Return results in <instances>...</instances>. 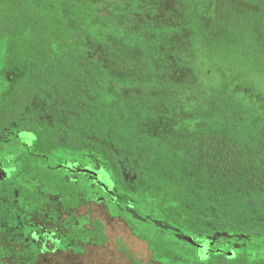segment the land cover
Here are the masks:
<instances>
[{
  "label": "trees",
  "instance_id": "trees-1",
  "mask_svg": "<svg viewBox=\"0 0 264 264\" xmlns=\"http://www.w3.org/2000/svg\"><path fill=\"white\" fill-rule=\"evenodd\" d=\"M210 1L0 0V128L29 129L33 151L101 159L118 192L144 196L140 209L152 210L153 217L172 211L195 217L214 207L221 223L255 221L264 206V50L243 41L247 32L226 35L220 22L224 48L230 47L214 52L210 47L222 46H213L214 27L206 32L215 5ZM234 1L246 5L248 19L264 25V0ZM105 4L109 11L103 14L99 6ZM263 25L255 31L258 41ZM191 38L192 44L184 43ZM106 43L135 54L105 59L91 52ZM238 47L247 50L241 55ZM203 54L210 85L185 83L198 104L190 101L167 114L163 95L143 89L145 81L168 71L179 80L193 78L191 69L177 73L168 65L201 68ZM244 70L249 75L242 77ZM34 102L63 120L40 125ZM167 116L193 126L187 133L155 132L153 124Z\"/></svg>",
  "mask_w": 264,
  "mask_h": 264
},
{
  "label": "flooded vegetation",
  "instance_id": "flooded-vegetation-1",
  "mask_svg": "<svg viewBox=\"0 0 264 264\" xmlns=\"http://www.w3.org/2000/svg\"><path fill=\"white\" fill-rule=\"evenodd\" d=\"M53 122L38 120L40 125ZM34 141V133L24 127L0 128V264H54L57 257H73L71 249L55 247L49 226L42 230L35 224L34 215L46 214L41 205H71L75 218L85 220L82 247L87 252L79 263L97 248L104 258H110L113 249L116 254L128 253L130 264H264V220L209 225L202 219L204 210L195 217L173 211L153 217L152 210L140 209L144 196L118 192L101 159L57 158L33 151ZM92 204L100 208L98 214L92 213ZM82 206L87 207L86 214L77 212ZM171 215L179 217L171 219ZM110 219L122 221L129 236L118 235L106 248Z\"/></svg>",
  "mask_w": 264,
  "mask_h": 264
},
{
  "label": "rangeland",
  "instance_id": "rangeland-1",
  "mask_svg": "<svg viewBox=\"0 0 264 264\" xmlns=\"http://www.w3.org/2000/svg\"><path fill=\"white\" fill-rule=\"evenodd\" d=\"M212 2L215 3V5H212V10L211 13H209L208 17V30L206 31L209 34V31H212L211 28H213V32L211 34H214L212 39H214V45L213 46H222L218 48L210 47L214 52H221L222 49L225 51L229 49L230 45L226 47V43L223 42L225 41L224 39H221L220 37V26L218 23L222 22L224 24V30L226 35L231 33L232 30L234 31V34L239 38L241 35L240 33L247 32L248 33V41L243 40L246 44H249L248 42L252 43V50L256 52H260L261 49L264 50V39L261 41H258L259 39L256 37L255 31L259 28L262 27L263 24H260L262 20H259V18H253V19H248L247 18V7L244 3H236L234 0H211ZM210 1V2H211ZM234 8V11H233ZM109 7L107 4L103 6H99V10L101 13L106 14L108 13ZM233 11V12H231ZM213 19L216 20V25L215 22H213ZM260 24V25H259ZM216 26V27H215ZM264 26V25H263ZM258 29V30H259ZM186 31H182V36L186 38ZM219 36V39H216V37ZM206 37V35H205ZM251 40V41H250ZM193 38L185 39V44L187 43L188 46L192 44ZM199 45L195 47V50L199 51L201 50V47L204 45V42L202 40H199L197 42ZM118 50H117V49ZM247 50V47H238L237 51H239V54H244L245 51ZM206 51V50H205ZM97 57H104L105 59L109 58L112 56V54L118 53V56H123V57H129L130 55H134L135 53L132 52L131 50L127 48H122L118 47L117 45H114V43H106L104 46L98 45L95 47L92 51ZM198 52V53H199ZM253 61L254 63L259 62L257 56L253 54ZM256 61V62H255ZM224 64V63H223ZM257 64V63H256ZM254 64V65H256ZM170 70H177L179 67H184V68H189L195 74V79L191 77H186L179 80L176 79L177 77L175 74L171 73L169 74L168 72L162 74L161 76L157 77L154 76L152 81H145V86H143V89L152 92V93H157L161 94L164 97L163 101V108L166 110L167 114H175L177 111H174L172 109L178 108L179 105H185L186 103L190 101H194L198 104L197 99L195 97L194 91L192 92H186L191 91L190 89H186L184 84L192 85L195 83L193 86H198V88H204L205 86L210 85L209 82L206 81V78L208 76V71L210 72V65L208 60L205 57V54L201 55L199 61H198V66L200 67H195L191 63L185 62L184 64L178 66L176 63L172 65H168ZM259 65L258 67H260ZM165 67V66H164ZM163 67V69H164ZM227 67V66H226ZM168 68H166L167 70ZM220 70H224L223 68ZM184 74L185 70H181L180 68L178 69V72H181ZM207 71V72H206ZM245 74V76L249 75L248 70H244L241 73ZM251 71H250V76H251ZM217 75H220L219 73H216ZM244 77V76H242ZM240 77H236L235 81L239 82L238 85H241L239 81ZM191 88V87H190ZM32 110L36 113V116L39 121L41 122H53L54 120L61 119L63 120V116H59L58 112H56L52 107L45 105L44 103L40 102H34L32 106ZM168 117L172 118L174 122L171 120L167 119ZM178 117L174 116H167L164 119L161 120V122H155L153 124V129L155 132L158 131H169V132H183L187 133L190 131L191 127L193 124L190 121H183L179 122L177 120ZM159 120V119H158ZM172 122V123H171ZM58 198V197H57ZM58 200V199H57ZM56 200V203H57ZM264 205V204H263ZM42 210H46V214H42L39 217L37 215H34V222L36 225H40L42 230H46L48 226L53 230V236L55 237L54 242H55V247H60L63 248L64 251L72 250L73 251V259L70 258L66 253H63L62 257H57L56 261L54 264H130L129 262V255L128 253H123V254H116L114 253V249L111 251V256L110 258H104L106 255H104V252H101V250L96 249H91L89 250V255L87 254L86 256V262H81L79 263L78 260H81L82 254L84 252H87V250L83 249L82 247V242L85 240V234H86V228H84L85 220L83 218L76 217L74 215V209L71 205H65L62 207H57L56 205H51L48 208H45V206L41 205ZM81 209V210H80ZM100 208L95 206L94 204L91 205V210L92 213L98 214L100 212ZM82 212L86 214L87 207L82 206L79 208L77 212ZM258 216L256 219L258 220H264V207H261L258 210ZM52 220H48V218ZM202 219L204 222L207 224L211 225L213 222H220L219 220V214L214 207L211 208H206L203 212ZM111 223V225H109ZM108 224V225H107ZM107 230L106 234L108 235V244L107 246L110 247L112 245L113 239L116 238L118 235L120 236H129L128 231L124 227V223L120 220L117 219H110L109 222H107ZM126 226V225H125ZM57 238V239H56ZM133 244V243H132ZM141 244H138L137 249L141 250ZM133 252V251H132ZM80 255V257H75V255ZM61 255V254H60ZM89 260V263L87 261Z\"/></svg>",
  "mask_w": 264,
  "mask_h": 264
}]
</instances>
